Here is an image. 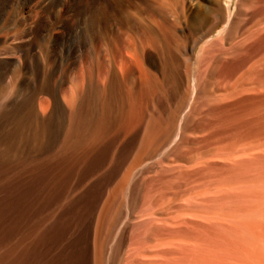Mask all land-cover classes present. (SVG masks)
<instances>
[{
	"label": "rangeland",
	"instance_id": "1",
	"mask_svg": "<svg viewBox=\"0 0 264 264\" xmlns=\"http://www.w3.org/2000/svg\"><path fill=\"white\" fill-rule=\"evenodd\" d=\"M172 1L174 0H0V139L4 141L3 138H7V136H9L12 132L14 134L15 132L16 134H19V120L23 121L27 115V112L34 110L40 119L39 123L41 124L43 121V124H41L43 126L39 124V126L36 127L34 123V125L32 124L31 119V121H29L31 122L32 126L29 122H27V119L25 120L26 122L23 121L25 123V125L24 123L23 125L26 126L24 129L26 130L23 129L22 134L25 133L24 136H28V141H25L21 148L22 151L24 150L25 154L27 153L26 155L24 154L22 158L25 160L27 159L28 161L33 160L37 162V160H40V162H48L44 167L21 166V168L17 166L18 161L13 162L11 166L7 164V167L0 166V264H144L141 261L149 259L152 260H150L149 263L146 261L147 263L145 262V264H152V262L153 264L156 262L157 264H161L165 260H163V257H159L160 254L158 252H160V250L157 249L159 250L157 252H155V250L152 251L151 249H156L157 247L150 248L148 242H146L149 240L156 241L155 239L157 238L153 234L155 231L153 229L151 230L150 228V224L152 223L151 220L154 221L156 218L155 216H157L156 214H158V217H160L159 215L161 214V216H164V213L165 216L163 218H170L172 214L178 210V207L180 209L183 206V203L189 202L188 200H190L191 203L189 204L194 206L193 201L198 199L199 201H195V204L198 206L200 211L206 210L207 208H210V206L214 207V204L217 205L218 202L222 205L223 203H226L225 206L229 207L231 204L234 206H236L238 203L241 204H238L240 206L239 208L238 206H233V208L228 207L229 211L230 209L233 211L237 209V213H233L235 216L233 217L234 220L232 223L234 224L228 223L229 225H232L229 227L227 226L228 229L231 228L232 231L234 230L236 233H231V230L227 229V235L231 236H228L227 238L225 234V245H216L218 246L216 249H220V247L224 249L228 248L229 246L230 249H224V252H228V255L230 253L234 254L235 252L242 254L240 258L242 257L241 260L243 261L240 262V264H264V188H262L264 186V183H262L264 182V157H262L264 156V148L261 149L259 147L264 144V136H259L256 138L257 140L260 138L258 141L254 139L255 142H253L254 145H252L253 147L257 146L258 148H256L258 150L256 149L255 151L257 153L254 151L252 154H256L259 156V158L255 157L258 160H253V162L248 163L251 166L246 165L249 169L246 166H237L238 168L236 166H225L226 164L221 161H213L212 165H208L211 166V169L207 166L208 170L210 169L209 173L207 172L205 166L204 167L206 171L201 165L195 166L196 169H194V167L191 168L183 162H185L186 159L191 160L190 157H195L190 155L192 151H195L192 149H199L201 146H204L202 140L204 139L205 135L211 134V136H213L212 133L219 129V133L221 132V135H214H217L216 137L220 141L224 139L223 137L230 136L231 138L232 134L233 136L234 134L238 135L239 132L237 131H240L239 127L237 128L235 123L232 122V125L229 123L227 118H224L223 112L219 110V108H217L218 110H216L214 113L213 109L214 107L216 108L215 104L211 105L213 103L208 101L207 104H210L204 106L206 105L204 103L206 100L202 102L201 100H204L203 98L201 100H197L196 98L192 102L195 104L198 101H201L200 103L198 102L199 106L197 104L193 105V103L191 104L192 106L190 105V112L188 111L189 113H186L182 125L184 128L185 126L189 128L187 129V136H191L186 137L188 138L187 142L189 141V144L187 142L184 144L186 138H179L177 143L170 148V153L168 151V154H164V157L162 156V158L156 157L157 154L162 150L163 146L168 144V142L172 139V134L175 132V123L171 121L173 120V115H175L177 119L180 112L185 109L189 102L191 88L194 85L192 81H190L191 76L196 75L198 78L197 80H199L198 83L201 87L198 88L199 90H201L204 85H207L205 83L210 81L208 79L212 78L214 79L212 82L215 81L214 85H217L218 87L224 85L223 82H225V80L223 77L220 78V69H218L219 72H214V76H211L210 78V75L212 74H210V68H208L210 73H208L207 70L208 61L211 62L212 67V65L214 66L215 64V60L217 61V59H215L216 57L218 60L219 58H228L230 52L235 51L233 48L238 46V44H242L241 41H243L248 34L264 26V12H261V9L264 7H260L259 9L256 8V3L257 7H259L264 5V0H247L246 3L245 0L235 1L233 5V12L235 11L234 17H237V19L233 17L231 27H228L226 31L229 33L235 29L234 31L237 32L235 34L234 31L231 32L235 36L232 40L230 39V41H227V39L233 35H231V33H229L231 36L228 35L226 31V33L224 32L223 34L224 37L220 36L221 38L225 39H222L221 41V39L219 40L217 38L218 33L223 30L224 21L222 19L223 15H221L223 14V11H220L221 9L217 7L216 0H177L178 2L175 0L173 3ZM220 1L222 2V6H225L228 0ZM240 1L241 3H239ZM236 4L238 8H236ZM252 5L254 6L251 7ZM241 6L243 7L244 11L241 14H243L245 17L240 15L242 8ZM248 7H250L249 10L256 8L257 11L253 10L252 12L249 11V13L248 11H245L248 10ZM153 12H157L158 15L155 14L154 16ZM214 13L217 14L215 15ZM238 14L249 22L246 21L248 22L246 23L243 20L244 22L242 23V19ZM256 14L258 16H256ZM217 15L219 16L218 19L216 18ZM255 16L256 19L253 20ZM220 19L221 21L219 22ZM239 20L242 24L239 23ZM147 21L151 23H154V21L158 22L159 24L161 23L160 25L162 27L164 26L162 25L163 22L164 24H167L166 27H168V31L171 30L170 33L173 36V53H170V58L168 55L166 58V56L162 53L158 55L153 54L152 61L149 64L150 66L148 69L154 78L155 84L151 88V94L148 100L143 101L144 103L148 102L145 121L140 124L141 122L139 120L141 119L139 116L137 119L136 114V117H133L135 123L133 120V124L131 126L132 129H127L125 126H123V124L126 125V112L129 107H127L128 103L126 100L131 97L139 105L143 99V94L141 91L139 71L135 66L131 67V70L134 71V76L132 77L133 82L127 87L124 86V29H126L128 32L136 33L135 38L137 41L135 42H139L138 36L141 33L139 30V24H141V22ZM237 22L242 25V28L237 29L239 27ZM168 24L170 26H168ZM236 24L238 25L237 27ZM166 27L162 28L164 32H167ZM230 28H232V30ZM225 34L227 36H225ZM257 41L259 40L257 39ZM208 42L209 44H206ZM210 43L211 46H209ZM204 44H206V47ZM222 44H224V48ZM181 45L183 46V50ZM135 46L136 48H134V50L130 48V51L132 54L135 53L134 55L137 57V46H139V43H135ZM203 46L206 49L209 47V49L208 51H205L204 49L202 53H206L202 55V59L200 58V60L197 61V56ZM245 46L243 50L247 53L248 47ZM223 49H225L227 52L225 50L223 51ZM251 51L249 54L252 53ZM212 54L214 58L210 57ZM101 57L107 60L105 64L108 67V73L105 77L107 80L106 82H103L104 84L98 81L97 69L100 64L99 62L104 61ZM242 57L247 56L245 54ZM242 57L240 59H242ZM205 58L208 59L206 60ZM197 62L198 68L195 67ZM204 63H207L206 67L204 66ZM91 66L94 69L93 78L95 76L93 87H91V82L88 75L89 71H87V68ZM205 68L207 71H204ZM80 73L82 74L80 75ZM82 76L84 77V83L83 88L81 89L80 84ZM261 77L262 79H260ZM253 81L259 86L264 84V74H259L258 77L255 76ZM97 83L100 87L106 85L105 91L103 90L104 87L100 89L101 91H104L102 92L103 94L100 90L98 91L99 88L96 86ZM219 83L222 85H219ZM251 85L257 86L253 83ZM95 91L98 92L96 93ZM262 91H264V88ZM91 94H93V96ZM251 95L255 98L259 97L258 93H251ZM251 95H249V93H245V95L239 96L240 98L236 97L237 99L235 98L233 100L234 103L233 101L231 102L235 107L233 110V106H231L230 110H233L231 113L234 115L237 113L239 117L242 116L241 118L248 119V116H251L252 110L255 108H258L259 111L262 110V112H264V101L262 100L261 103V100L256 102L250 101L249 98L252 97ZM200 96L201 95H198V99H200ZM97 97H100L101 100L100 98L97 100ZM239 100L243 102L240 103L241 106L240 104H236V102H240ZM40 101H46L49 104V110L47 109L46 113H42L39 109L38 103ZM100 101L103 107L105 106L104 103L107 104L105 107L108 108V110L106 109V111L110 114L109 115L107 113L109 117L104 124L106 127L103 126V131H101L100 128L97 129L98 124L93 122V120H97L99 118L97 116H100L104 109L100 105ZM68 102H71L70 106ZM82 104L85 106V108ZM89 104L91 105V108H93V111H91ZM72 105L74 108L75 106H77L76 108L79 107V115L78 118H76L77 121L75 120V124L72 125V127L78 131L76 130L75 132V129H72L73 133L70 135H73L72 138L69 136L66 140H63L65 131L69 125L68 115L70 114V109H73ZM80 105L82 108H80ZM196 105L197 108H195ZM95 106H97L98 109ZM200 106L201 108H198ZM207 107L210 109H206ZM259 107L262 109L260 110ZM193 109L196 110V113L195 111L192 112ZM208 110L212 111L216 115L218 111H221L220 113L222 115L219 116V113L217 116H219L218 119L223 116L222 119L220 118L222 121L219 119V123L216 122L215 120L217 119L215 118L217 116H214V114ZM256 111L257 110H254V115L252 114L253 116L257 115L253 119L255 123L253 124L254 128H252L254 130L257 127V130H254L257 132L258 128L263 126V121H259L261 118H263L262 116L264 114L260 113L261 117L259 116V119V112L256 114ZM210 113L213 118L210 117ZM87 114L89 116H87ZM95 114L96 116H94ZM191 114H193V117ZM90 115L94 116V118H97L94 119L93 117H90ZM20 116H23V119H21ZM80 116L85 118H79ZM207 118H209V121L211 122L207 121V123ZM81 120H83V122ZM90 120L93 123L89 122ZM122 120H125L124 123H121L123 122ZM84 121L86 123H84ZM204 121L206 124L210 123V125H207L209 128H211V131L213 130L212 132L210 131V134L208 132L207 134L206 132H204L205 134H200L197 132L196 128L199 126H206ZM215 122L224 130L221 127L216 128L215 130L212 129V127H219L218 125H212L216 124ZM220 123H222V125ZM79 124L81 127L78 126ZM93 124L95 127L91 126ZM138 124L139 127L137 126ZM242 124L243 123H241V125ZM27 126H31L33 129L34 127L39 128L38 130L34 129V131H37L39 134L45 133V137L40 135L41 137H39L38 141L33 140V138H31L34 136L32 133L33 129L30 127L32 130L31 131ZM228 126L230 127L228 128ZM42 127L45 130H43ZM104 127L107 129L109 127V130L105 129ZM82 129L83 131L81 133ZM93 130L96 131V133ZM99 130L102 134L98 132ZM172 130L174 132H172ZM85 131H88L87 135ZM104 133L106 134L107 139L104 138ZM152 135H154V137H152ZM236 135L230 140L225 138L223 142L228 143L232 142V140H237L239 142L241 140L242 142V137L235 139L237 138ZM88 137L89 139H87ZM101 137H103V139ZM144 137L149 140L151 139L149 146L150 152L148 155H146V157L144 156L145 152L142 151V143H144L142 140ZM40 138L42 139L41 141H39ZM75 139L79 140L78 146V143ZM157 139L159 141H157ZM65 141L69 146L72 144L71 147L67 146L66 143H63ZM82 142L84 143L83 146L80 144ZM7 143L8 141L6 140L4 145ZM60 143H63V145L60 147L61 149H59V145H61ZM91 143H93L94 146L91 145ZM35 144H42V146H35ZM237 144L239 143L237 142L236 145H230H232V148L236 146L237 150L240 148V144ZM182 145L185 146L184 149L188 145V148H186L187 151L182 149ZM2 148L5 149V146L2 145L1 149ZM65 148H68L69 151H67L68 149L64 150ZM1 149L0 151H3V149ZM155 149H160L158 150L157 154ZM178 150H181L184 154L187 152L186 154H189L190 156L186 154L185 156H182V154L179 153L181 155L180 156L178 154ZM65 151H67V153H65ZM62 152H64V154ZM41 156L45 159L41 158ZM49 158L52 162L49 161ZM163 163L166 165H162ZM181 165L186 166L184 169H186L187 173L191 172L189 174V180L185 170L183 171L187 176H184L183 174L180 175V172L184 173L180 167ZM213 165H216V170L214 169ZM221 166L223 167L221 168ZM143 167L145 169H143ZM187 168H190V170H187ZM220 168L223 170L231 168L232 170H230V172H232L226 174L228 171L224 173ZM212 170L216 172L218 170V176L216 172L213 174ZM253 170L255 171L253 172ZM236 171L240 174L243 173V175L240 176L239 174L235 177L234 174H236ZM200 172L202 176L204 173L206 175L207 172V176L209 177L207 178V176L205 177L204 175V177L207 179H200L201 181L198 179V181L193 182L194 180H197L196 178L200 177ZM210 172L212 173L211 175ZM219 173L220 175L224 173V175L222 174L220 177ZM231 174L234 175V177L228 176ZM251 174L253 175L251 176ZM178 176H181V179L184 180L182 181ZM182 176H184V178H182ZM214 176L216 177L213 178ZM237 176L238 178H242L239 180L237 179L239 182L235 181ZM126 177L129 178L126 179ZM229 177L232 180H235L229 181ZM209 178L211 180H209ZM221 178L228 180L230 185L226 181H224L226 182L224 183ZM167 180H170V183L171 180H174L172 183L173 189L170 188V184L167 185ZM190 181H192V183H190ZM203 181L205 182V185L202 183L204 187L202 185H196V183L199 184ZM214 182L217 183L212 185ZM220 182H223L222 186H220ZM230 182L233 184V186H231L232 184ZM235 182H237L238 185L235 184ZM206 183H210L211 187ZM206 186H208V188ZM238 186H240V188ZM218 188H221L219 189L220 192H224L221 194L223 197L226 196L225 198L221 196L220 192H210L213 189H215L214 191L216 192ZM207 189H210L208 194L213 196L214 199H210L209 195L204 194ZM229 189H231V193H233L234 190L235 192H241V189L242 191L244 189L249 193V195H246L248 193L243 191L247 197L244 194L242 195H244L246 199L243 198L244 196L242 195L241 197L239 195L240 193L235 194L237 198L234 197L235 195L233 196V194L230 192L228 196L226 191H229ZM181 190H183L182 194H180ZM177 191L180 193L177 194ZM201 191L202 194H200ZM192 193L196 194L192 195ZM171 194L174 197L171 196ZM185 194H188L190 197ZM215 194L217 197H215ZM231 195L234 198H232ZM199 196H201V198H199ZM202 196L205 197L204 200H202ZM206 196H208V199ZM228 197L231 198L228 199ZM185 198L186 200H184ZM240 198L243 202H241V200L239 201ZM217 199L226 201L222 203V201H218ZM230 199L232 201L234 199L235 202L237 200L236 204ZM157 200L158 202L155 203ZM201 200L204 205L206 203L209 206L205 207L206 205L203 206V204H197L202 203ZM153 203H155V205ZM151 204L154 205L153 208ZM190 205H187L186 208L191 207L190 209L192 211L195 206L192 207ZM252 205H255L256 207ZM160 206L164 207L159 209ZM197 206L193 209L194 211L198 210ZM182 208H185V206ZM228 208L224 207L223 209L228 211ZM168 212H170L171 215ZM261 214L263 216H260ZM150 216L154 218H151ZM189 220L192 221L191 223L198 221L190 218ZM145 223H148V232L146 230L147 226H144ZM196 223L198 224L196 225ZM196 223L194 226H199L198 230H202L203 226L201 228V224H204L201 222L199 223V221ZM236 224H238L237 226L239 227L244 224L242 227H245L244 229H238L239 227H237ZM167 226H164V228L160 223L156 225V229L157 227H160L161 230L159 229V232L164 234H168V232H170L168 230H174V228L171 229L170 225V227L168 226L170 229H166ZM178 227L179 226H176L175 231L181 230V233H190L191 227H179L181 229ZM162 228L164 230L166 229V233L164 230L162 231ZM146 232L149 234L148 236ZM157 232L158 231H156L155 234L157 236L160 235L159 237L164 235L158 234ZM222 233L224 234V230ZM248 234L252 236L248 237L250 236ZM152 236H155L156 238H153ZM143 238L145 240L144 243L148 244H146L148 248L146 246L142 247V240L140 239ZM240 238L242 240H240ZM249 238H253L254 242H252V239L251 242L247 240ZM137 241H140L138 242L139 244ZM232 241L233 243H231ZM231 244L232 246H230ZM246 244L250 245L247 246ZM130 249H132V251ZM142 249L144 252H142ZM163 249L164 247H161V250ZM149 250L152 252L150 253ZM156 253L159 255H156ZM248 254L249 262H246V256ZM156 256L158 257V260L161 258L163 261L159 260V262H154L157 260Z\"/></svg>",
	"mask_w": 264,
	"mask_h": 264
},
{
	"label": "bare ground",
	"instance_id": "2",
	"mask_svg": "<svg viewBox=\"0 0 264 264\" xmlns=\"http://www.w3.org/2000/svg\"><path fill=\"white\" fill-rule=\"evenodd\" d=\"M175 1V0H174ZM174 1H172V3L174 2ZM177 1V0H176ZM215 1V0H214ZM217 1V7L218 8H220L221 10L220 11H223V14H221V15H223V30H221L219 33H218V39L220 40L221 39V41H222V39H225V38H221V37H224V32L227 30V28L228 27H231V22H232V20H233V17H234V12H233V5H234V3H235V1L236 0H228L227 2H226V5L225 6H222V2L220 1V0H216ZM246 1L247 0H245V3H246ZM262 1V0H261ZM178 2V1H177ZM242 2H244V1H242ZM239 3H241V1L239 2ZM254 3V2H253ZM256 3V2H255ZM260 3V2H259ZM155 4V3H154ZM175 5V4H174ZM192 5V4H191ZM178 6V5H177ZM244 6V5H243ZM254 5H252L251 7H253ZM259 6V5H258ZM242 7V6H241ZM260 7H264V5H261V6H259V7H257V3H256V8L257 9H259ZM153 8V7H152ZM151 8V9H152ZM236 8H238V6H237V4H236ZM256 8L255 9H253V8H251V9H253L254 11H257L256 10ZM162 9V8H161ZM239 9H240V7H239ZM246 9V8H245ZM248 10H245V11H253V10H249L250 9V7H248L247 8ZM264 9V8H263ZM263 9H261L262 11L261 12H264V10ZM218 12V11H217ZM238 12H239V10H238ZM242 12H244L243 11V7L241 8V11H240V15H243V14H241ZM247 12V13H248ZM260 12V13H261ZM152 13V12H151ZM163 13V12H162ZM250 13V12H249ZM255 13V12H254ZM258 13V12H257ZM259 13V14H260ZM153 14H154V16H155V14H157V12H153ZM207 14V13H206ZM215 14V13H214ZM217 14V13H216ZM215 14V15H216ZM219 14V15H220ZM245 14H246V12H245ZM262 14V13H261ZM158 15V14H157ZM211 15H213V14H211ZM215 15H214V17H215ZM239 15V14H238ZM238 15H235V16H238ZM239 15V17L242 19V23L245 21H248V20H246V19H243L242 17H245L244 15L241 17ZM247 16V15H246ZM256 16H258L257 14H256ZM256 16H255V18L253 19V20H255L256 19ZM214 17H212V18H214ZM218 15H217V19H218ZM221 17V16H220ZM238 17V18H239ZM252 17H254V16H252ZM260 17V16H259ZM152 18H154V17H152ZM163 18V17H162ZM234 18H236L237 19V17H234ZM126 19V18H125ZM208 19V18H207ZM240 19V20H241ZM252 19V18H251ZM239 20V21H240ZM244 20V21H243ZM126 21V20H125ZM162 21H163V19H162ZM221 21V19L219 20V22ZM130 22H131V18H130ZM167 22V21H166ZM234 22H235V20H234ZM233 22V23H234ZM249 22V21H248ZM248 22H246V23H248ZM126 23V22H125ZM240 24H242L241 23V21L239 22ZM238 22H237V24L239 25V27L237 28V29H240V28H242V25H240ZM245 23V24H246ZM127 24V23H126ZM161 24V23H160ZM158 22H155L154 21V23H151V22H141V24H139V30H140V35L138 36L139 37V42H135V41H137L136 40V38H135V34L136 33H134V32H128L126 29H124V86L125 87H127L130 83H132L133 82V79H132V77L134 76V71L133 70H131V67L132 66H135L137 69H138V71H139V75H140V82H141V91H142V94H143V99L141 100V102H140V104L138 105L136 102H135V100H133L131 97L129 98V99H127L126 101H127V103H128V105H127V107H128V110H127V112H126V121L125 120H122L123 122H121V123H124V121H125V123H126V125H124L123 124V126H125L127 129H132V122H133V117L135 116L136 117V114H137V119H138V116H139V118L141 119V120H137L140 124H142V122H144L145 121V117H146V110H147V107H148V102L146 103L147 104V106H146V104L143 102V101H146V100H148V98H149V96H150V94H151V88L154 86V78H153V76L151 75V73H150V71H149V69H148V67L150 66L149 64L151 63V61H152V56H153V54H160V53H162V54H164L165 56H166V58H167V55H168V57H169V55H170V53L172 52V42H173V36H172V34L170 33V31L171 30H169L168 31V27H166V25L167 24H164V22L162 23V25H164L163 27L165 28H167V32H164V30L162 29L163 27L160 25ZM236 24V27L238 26ZM252 24V23H251ZM249 25V24H248ZM136 26V25H135ZM168 26H170L169 24H168ZM233 26H234V24H233ZM232 26V27H233ZM241 26V27H240ZM235 27V26H234ZM244 27V26H243ZM170 29V28H169ZM231 30H232V28H230ZM236 29V30H237ZM129 30V29H128ZM235 29H233L232 31H230L229 33H231V32H233ZM129 31H131V30H129ZM241 31V30H240ZM240 31H239V33H240ZM227 32V31H226ZM225 32V33H226ZM237 31H234V34L236 33ZM228 33V32H227ZM228 33V35H230ZM138 34H139V32H138ZM238 34V33H237ZM231 35H233V33H231ZM230 35V36H231ZM221 36V37H220ZM225 36H227L226 34H225ZM234 36L235 35H233L232 37H230L229 39H227V41L229 40L230 41V39L232 40L233 38H234ZM220 37V38H219ZM229 37V36H228ZM177 38V37H176ZM216 38V39H217ZM217 39V40H218ZM257 39L259 40V41H257ZM176 40V39H175ZM241 40V39H240ZM243 40V39H242ZM227 41H225V42H227ZM178 42V41H177ZM238 42V41H237ZM242 42V44H238V46H236V47H234L233 48V50H235L234 52H230V54H229V57L228 58H226V57H224V58H219V60H218V58L216 57L215 59H217V61L215 60V64H214V66L212 65V67H211V62H209L208 61V65H207V70H208V73H210L209 72V69L208 68H210V71H211V73L210 74H212V75H210V78H211V76H214L213 75V73L214 72H216V71H218V69H220L221 71L219 72L220 73V78L221 77H223L224 78V80H225V82H223L224 83V85H222V84H220L219 83V85H222L221 87H218L217 85H214V82H212L214 79L212 78V79H208V80H210L209 82L207 81V83H205V84H207L206 86L204 85V87L201 89V90H199L198 88L200 87V84L198 83V81L199 80H197L198 78L196 77V75L195 76H191V80L190 81H192V83L194 84L193 86H192V88H191V96H190V99H189V102H188V104H187V106L185 107V109L182 111V112H180V114L178 115V118L176 119V116L175 115H173L174 117H173V120H171V121H173L175 124V132L172 130V132H174L172 135V139L168 142V144H166L165 146H163V148H162V150L158 153V150H160V149H158V150H156L155 152H156V154H157V156L156 157H160V158H162V156L164 157V154H168L167 152L170 150V148L172 147V146H174V144H176L177 143V140L180 138H182V139H185L186 137H188V136H191V135H188L187 136V129H189L188 127H186L185 126V128H184V126H182L183 125V120H184V118H185V115H186V113L190 110L189 109V107H190V105L193 103L192 101L194 100V99H196L197 98V100H201L202 98L204 99V100H201L202 102H204L205 100H206V102H204L206 105H204V106H207V105H209L211 102L213 103V104H211V105H216V108L214 107V113H215V111L216 110H218L217 108H219V110H221L222 112H223V115H224V118H227L228 120H229V123H231L232 124V122L233 123H235L236 124V126H237V128L239 127V129H240V131H237V132H239V134L238 135H236V134H234V136H233V134L231 135V138H230V136L229 137H223L224 139L226 138L227 140H230V139H232V137H235V135H236V137L237 138H235V139H238V138H241L242 137V142H241V140H240V142L239 141H237V140H232V142H228V143H226V142H223L224 141V139H222V138H220V139H222V140H218L217 139V135H219L220 133H219V129H217L216 131H214V133H212V135L213 136H211V134H210V131H211V128H209V126H207V125H210V123L209 124H206V122L208 121V122H211V121H209L211 118H213L212 116H211V113H210V119L209 118H207L208 120H206V122H205V124H206V126H204V127H202V126H199L198 128H196L197 129V132L198 133H204V132H206V134H207V132L210 134V135H205L204 136V139L202 140V143H203V147L201 146L199 149L197 148V149H192V150H195V151H192L191 152V154L190 155H193V156H195V157H190L191 158V160L189 159V160H187L186 158V160H185V162H183L184 164L186 163V165H188V166H190L191 168L192 167H194V169H196V167L195 166H203V168H204V170L206 171V169H207V172L209 173V170L211 169V166H208V165H212L213 163V161H221V162H223L224 164H226L225 166H246V165H250V164H248V163H251V162H253V160H258V159H256V158H259V156H257L256 154H252L258 147L257 146H255V147H253V142H255L254 141V139L255 140H257L256 138H258L259 136H264V115L262 116L263 118H259V116L261 117V114L260 113H263L264 114V112H262V108H260V107H262V106H260L259 107V109L261 110V111H259L258 110V108L256 109H253L252 110V114H253V111L254 110H257L256 111V114H258L257 112H259V114H258V118L260 119V121L259 122H261V120L263 121L262 123H263V126H260L259 128H258V131L256 132V131H254V130H257L256 128L253 130V124L255 123V121H253V119L257 116H253L252 114H251V116H248V119H244V118H241V117H239L238 116V114L236 113V115H234L233 113H231L234 109H235V107L233 106V104L231 103L236 97H239V96H241V95H245V93L247 94V93H249V95H251V93H253V94H259V97H253L252 95V97H250L249 98V100L250 101H260V103L262 102V100L264 101V91H262V89L264 88V84H261L260 86L259 85H257V83H254V77L255 76H259V74H264V26L262 27V28H258V30L256 29V31H252L250 34H248L247 36H246V38L243 40V41H241ZM135 43H139V46H137V51H138V55H137V57L134 55V54H132V52L130 51V48H132L133 50H134V48H136V46H135ZM227 43H230V42H227ZM233 43V42H232ZM239 43V42H238ZM250 45H249V44ZM206 44H209V42L208 43H206ZM206 44H204V46L206 47ZM178 45V44H177ZM223 45V48H224V44H222ZM237 45V44H236ZM245 45H249V46H245ZM179 46H180V44H179ZM182 46V45H181ZM204 46L201 48V50H200V52H199V54H198V56H197V61H199L200 60V58L202 59L203 57H202V55H204L206 52V50L208 51V49H209V47L206 49V48H204ZM208 46V45H207ZM209 46H211V43H210V45ZM234 46V45H233ZM244 46L245 47H248L247 48V53L246 52H244ZM205 49V53L203 54L202 52H203V50ZM232 49V48H231ZM178 50H179V48H178ZM182 50H183V46H182ZM220 50L222 51V49L220 48ZM225 49H223V51H224ZM252 50V51H251ZM226 51V50H225ZM252 52V53H250L249 54V52ZM218 52V51H217ZM227 52V51H226ZM246 54V56L247 57H242L243 55H245L244 53ZM173 53V52H172ZM229 53V52H228ZM208 54H209V52H208ZM171 55H173V54H171ZM210 55H211V53H210ZM228 55V54H227ZM208 56V55H207ZM206 56V57H207ZM173 57V56H172ZM171 57V58H172ZM210 57H213V54H212V56H210ZM242 57V59H240ZM102 58V57H101ZM170 58V57H169ZM214 58V57H213ZM213 58H212V60H213ZM104 61L103 62H99L100 64H99V66H98V69H97V72H98V81H100L101 83H103L104 81L106 82V80H107V78L105 79V77H106V75H107V69H108V67H107V65L105 64L106 62H107V60H105L104 58H102ZM206 59V58H205ZM208 59V58H207ZM206 59V60H207ZM167 60V59H166ZM206 60H205V62H206ZM168 61V60H167ZM93 63V62H92ZM175 63V62H174ZM203 63V62H202ZM207 64V63H206ZM206 64L204 63V66L206 67ZM180 65V64H179ZM197 65H198V62L196 63V65H195V67L196 68H198L197 67ZM94 67V66H93ZM215 67V68H214ZM122 68V67H121ZM88 70L87 71H89V73H88V75H89V78H90V82H91V87H93V85H94V82H95V80H94V78H95V76H94V78H93V75H94V69L92 68V66L91 67H89V68H87ZM203 69V68H202ZM80 70V69H79ZM194 70V69H193ZM206 70V68L204 69V71H207ZM196 71V70H195ZM199 71V70H198ZM203 71V72H204ZM80 72V71H79ZM118 72H120V71H118ZM202 72V71H201ZM82 73H80V75H81ZM168 74V73H167ZM208 75V74H207ZM78 77V76H77ZM80 77V76H79ZM207 77V76H206ZM219 78V77H218ZM250 80H249V79ZM109 79V78H108ZM110 79H112V78H110ZM260 79H262V77L260 78ZM205 80V79H204ZM248 80V81H247ZM79 81V80H78ZM110 81V80H109ZM206 81V80H205ZM204 81V82H205ZM253 81V82H252ZM220 82V81H219ZM83 83H84V77L82 76V78H81V84H80V87H81V89L83 88ZM256 84L257 86H253V85H251V84ZM104 84V83H103ZM108 84V83H107ZM123 84V83H122ZM198 84H199V86H198ZM259 84V83H258ZM96 85V84H95ZM96 86H98V91L101 89V88H103V90L105 91V88H106V85H104L103 87H100L99 85H98V83H97V85ZM108 86V85H107ZM176 86V85H175ZM76 87V86H75ZM122 87V86H121ZM124 87V88H125ZM96 88V87H95ZM94 88V89H95ZM177 88V87H176ZM201 88V87H200ZM51 89V88H50ZM91 89V88H90ZM218 90V91H217ZM66 91V90H65ZM83 91V90H82ZM94 91V90H93ZM97 91V92H98ZM101 91V90H100ZM104 91H101V93L102 92H104ZM91 92V91H90ZM96 92V91H95ZM96 92V93H97ZM79 93H80V91H79ZM100 94V93H99ZM103 94V93H102ZM51 95V94H50ZM92 96H93V94H91ZM196 95H197V97H196ZM198 95H201L199 98L200 99H198ZM43 96V95H42ZM105 96H106V94H105ZM256 96V95H255ZM45 97V96H44ZM82 97V96H81ZM95 97V96H94ZM101 97V96H100ZM99 97V98H100ZM249 97V96H248ZM98 97H97V100L99 99ZM102 98V97H101ZM101 98H100V100H101ZM240 98V97H239ZM92 99L94 100V98L92 97ZM104 99H106V98H104ZM237 99V98H236ZM41 100H43V99H41ZM83 100H84V98H83ZM82 100V101H83ZM243 100V99H242ZM73 101V100H72ZM96 101V100H95ZM94 101V102H95ZM201 101H198L199 103L201 102ZM208 101H210V103H208L207 104V102ZM240 102H236V104H240V103H243V102H241V100H239ZM197 102V101H196ZM198 102L197 103H195V104H197L198 105ZM22 103V102H21ZM26 103V102H25ZM69 103V102H68ZM71 103V102H70ZM70 103H69V106H70ZM75 103H76V101H75ZM74 103V104H75ZM96 103V102H95ZM94 103V104H95ZM98 103V102H97ZM203 103V104H204ZM233 103H234V101H233ZM264 103V102H263ZM39 109L41 110V112L42 113H46L47 112V109L49 110V104L46 102V101H40L39 103ZM72 104H73V102H72ZM77 104V103H76ZM91 104H93V103H91ZM102 103H101V101H100V105H101ZM194 103H193V105H195ZM35 105V104H34ZM83 105V104H82ZM90 105V104H89ZM97 105V104H96ZM104 105L106 106L107 104H105L104 103ZM137 105V106H136ZM197 105H196V107L195 108H197ZM201 105V104H200ZM84 106V105H83ZM98 106V105H97ZM97 106H95V107H97ZM102 106V105H101ZM103 107L104 109H103V111H102V113L100 114V116H97V117H99L97 120H93V122L96 124H98V127H97V129L98 128H100V130L101 131H103L102 129H103V126H105L104 124L106 123V120H107V118L109 117L108 115H107V111H106V109L108 110V108H106V107ZM192 106V105H191ZM199 106V105H198ZM231 106H233V110L231 111L230 110V108H231ZM236 106V105H235ZM240 106H241V104H240ZM244 106V105H243ZM77 106H75V108L73 107V105H72V108L73 109H70L71 111H69L70 112V114L68 115L69 116V125H68V128L66 129V128H64V129H66V131H65V135H64V139L63 140H66L73 132H72V129L74 130L75 128H73L72 127V125L73 124H75L74 123V121L76 120L77 121V119L76 118H78V115H79V107L78 108H76ZM94 107V108H95ZM99 107V106H98ZM98 107H97V109H98ZM108 107V106H107ZM211 107V106H210ZM239 107V106H238ZM237 107V108H238ZM264 107V106H263ZM80 108H82V106L80 105ZM84 108H85V106H84ZM90 108H91V105H90ZM193 108V107H192ZM198 108H201V106L200 107H198ZM209 107H207L206 109H208ZM30 109V108H29ZM102 109V108H101ZM101 109H99V110H101ZM210 109V108H209ZM85 110V109H84ZM198 110V109H197ZM27 111V110H26ZM88 111H89V109H88ZM91 111H93V108H91ZM95 111H96V109H95ZM193 111H195V113H196V110H192V112ZM209 112H212V111H210V110H208ZM220 111V112H221ZM40 112V111H39ZM40 112V113H41ZM190 112V111H189ZM188 112V113H189ZM219 111L217 112V115H219V113H220ZM96 113V112H95ZM97 113H98V111H97ZM194 113V114H195ZM213 112H212V114H214ZM255 113V112H254ZM84 114V113H83ZM99 114V113H98ZM109 114V113H108ZM81 115H82V113H81ZM84 115H86V114H84ZM110 115V114H109ZM155 115V114H154ZM188 115V114H187ZM192 115V117H193V114H191ZM196 115V114H195ZM216 114H214V116H217ZM222 114L220 113V115L219 116H221ZM249 115V114H248ZM55 116V115H54ZM87 116H89L88 114H87ZM86 116V117H87ZM94 116H96V114L94 115ZM94 116H91L90 115V117H93L94 118ZM219 116H217L215 119H217V120H215V119H213V120H215L216 122H218V120L221 118L222 119V117H220L219 119H218V117ZM21 117V116H20ZM23 117V116H22ZM21 117V119H23ZM25 117V116H24ZM82 116H80L79 118H81ZM96 117V118H97ZM187 117V116H186ZM195 117V116H194ZM51 118V117H50ZM83 119L85 118V117H82ZM89 118V117H88ZM87 118V119H88ZM96 118H94V119H96ZM135 118V119H136ZM148 118V117H147ZM28 120L27 122H29L30 123V125H31V120H32V124L34 123L35 125H36V127H38L39 126V117H38V115L35 113V111L34 110H30L29 112H27V115H26V117L23 119V121H25V120ZM31 119V120H30ZM87 119H85V120H87ZM123 119H124V117H123ZM220 119V120H221ZM30 120V121H29ZM89 120V119H88ZM186 120V119H185ZM198 120V119H197ZM219 120V121H220ZM224 120V119H223ZM22 120L20 121L19 120V128H20V133L18 134H16V132H15V134L13 133H11L9 136H7V138H6V140L8 141V143L7 144H5L4 145V143L6 142V140H5V138H3L4 139V141H2L1 139H0V149H1V147H2V145L3 146H5V149H3V151H0V166H6L7 167V165H9V166H11V164L13 163V162H16V161H18L17 163H15V164H17V166H19V167H24V166H26V167H32V166H34V167H44V166H46V163H48V162H46V161H44V162H40V160L38 161L37 160V162L36 161H28L27 159V161L24 159V158H22V156L25 154V152H24V150L22 151L21 150V148H22V146H23V144H24V142L26 141H28V136L27 135H25V136H27V137H25L24 136V134H22V130L24 129V128H26V126H24L25 125V123L23 122ZM42 121V120H41ZM75 121V122H76ZM78 121H79V119H78ZM82 122H83V120H81ZM162 121V120H161ZM191 121H193V120H191ZM222 121V120H221ZM226 121V120H225ZM231 121V122H230ZM26 122V121H25ZM89 122H91V120L89 121ZM93 122H91V123H93ZM108 122V121H107ZM156 122V121H155ZM207 122V123H208ZM215 122V123H216ZM257 122V121H256ZM23 123H24V125H23ZM84 123H86L85 121H84ZM88 123V122H87ZM109 123V122H108ZM120 123V122H119ZM134 123H135V120H134ZM219 123V122H218ZM223 123V122H222ZM222 123H220L221 125H222ZM227 123V122H226ZM241 123H243L242 125H241ZM258 123V122H257ZM27 124V123H26ZM33 124V125H34ZM41 124H43V121L41 122ZM40 124V125H41ZM77 124V123H76ZM151 124V123H150ZM167 124V123H166ZM259 124V123H258ZM28 125V124H27ZM49 125V124H48ZM107 125V124H106ZM119 125V124H118ZM122 125V124H121ZM169 125V124H168ZM213 126H216V125H218L217 123L216 124H212ZM233 125V124H232ZM32 126V125H31ZM30 126V127H31ZM41 126H43V125H41ZM40 126V127H41ZM47 126V125H46ZM78 126H80V124L78 125ZM89 126H90V124H89ZM91 126H94V124L93 125H91ZM97 126V125H96ZM110 126V125H109ZM134 127H136L135 125H133ZM138 127H139V124L137 125ZM163 126V125H162ZM191 126V125H190ZM219 126V125H218ZM235 126V127H236ZM28 127V126H27ZM30 127H28V128H30ZM36 127H34V129H36V130H38L39 128H36ZM45 127V126H44ZM75 127H77V126H75ZM81 127V126H80ZM80 127H78V128H80ZM83 127V126H82ZM95 127V126H94ZM106 127V126H105ZM104 127V128H105ZM122 127V126H121ZM133 127V128H134ZM221 126H219V127H212V129H216V128H220ZM230 126H228V128H229ZM253 127V128H252ZM28 128H27V130H28ZM32 128V127H31ZM31 128H30V130H31ZM62 128V127H61ZM85 128V127H84ZM88 128H91V127H88ZM167 128H170V127H167ZM184 128V129H183ZM222 128V127H221ZM33 129V128H32ZM34 129H33V134H34V136L33 137H31V138H33V140H35V141H38V139H39V137H41V136H43V137H45V133H41V134H39L37 131H34ZM41 129V128H40ZM42 129H43V127H42ZM41 129V130H42ZM49 129V128H48ZM105 129H107V128H105ZM121 129H123V128H121ZM153 129V128H152ZM151 129V130H152ZM170 129H172V128H170ZM223 129V128H222ZM227 129V128H226ZM232 129V128H231ZM24 130H26V129H24ZM41 130H40V132H41ZM43 130H45V129H43ZM76 130L77 129H75V132H76ZM86 130V129H85ZM89 130V129H88ZM91 130V129H90ZM100 130L98 131V132H100ZM107 130H109V127H108V129ZM118 130V129H117ZM224 130V129H223ZM235 130H237V129H235ZM32 131V130H31ZM78 131V130H77ZM82 131H83V129L81 130V133H82ZM94 131V130H93ZM106 131V130H105ZM213 131V130H212ZM211 131V132H212ZM220 131H221V129H220ZM17 132H19V131H17ZM46 132V131H45ZM88 132V131H87ZM87 132L85 131V133H86V135H87ZM91 132V131H90ZM95 133H96V131H94ZM108 132V131H107ZM121 132V131H120ZM127 132V131H126ZM129 132V131H128ZM152 132V131H151ZM166 132V131H165ZM167 132H168V129H167ZM226 132V131H225ZM48 133V132H47ZM101 133V132H100ZM146 133V132H145ZM241 133H244V134H241ZM246 133V134H245ZM78 134V133H77ZM91 134V133H90ZM102 134V133H101ZM108 134V133H107ZM153 134V133H152ZM205 134V133H204ZM214 134H217V135H214ZM41 135V136H40ZM85 135V136H86ZM100 135V134H99ZM98 135V136H99ZM104 135H105V137L104 138H106V134L104 133ZM158 135V134H157ZM166 135V134H165ZM194 135V134H193ZM221 135V134H220ZM73 136V135H72ZM72 136H70L71 138H72ZM75 136V135H74ZM83 136V135H82ZM97 136V135H96ZM102 136V135H101ZM195 136V135H194ZM193 136V137H194ZM30 137V136H29ZM77 137V136H76ZM103 137H101L102 139H103ZM146 137V136H145ZM143 138V140L142 141H144V143H142V151L143 152H145V157H146V155H148V153L150 152V140L149 139H147V138ZM151 137V136H150ZM152 137H154V135H152ZM151 137V138H152ZM158 137V136H157ZM216 137V138H215ZM78 138H79V135H78ZM82 138V137H81ZM84 138V137H83ZM93 138H94V133H93ZM93 138H91V139H93ZM96 138V137H95ZM100 138V137H99ZM196 138V137H195ZM215 138V139H214ZM70 139V138H69ZM68 139V140H69ZM74 139V138H73ZM73 139H72V141H73ZM87 139H89V137L87 138ZM90 139V140H91ZM107 139V138H106ZM154 139V138H153ZM190 139H192V138H190ZM260 139V138H259ZM258 139V140H259ZM32 140V139H31ZM42 139L40 138V140L39 141H41ZM43 140H44V138H43ZM76 140V139H75ZM81 140V139H80ZM85 140V139H84ZM187 140H188V138H186L185 139V143L184 144H186V142H187ZM198 140V139H197ZM257 140V141H258ZM261 140H263V139H261ZM77 141V143L79 142V140L77 139L76 140ZM94 141H95V139H94ZM157 141H159L158 139H157ZM182 141V140H181ZM34 142V141H33ZM62 142V141H61ZM75 142V141H74ZM84 142V141H83ZM80 143L82 146H83V144L84 143ZM85 142H88V141H85ZM91 142V141H90ZM96 142V141H95ZM103 142V141H102ZM189 142V141H188ZM187 142V143H188ZM198 142V141H197ZM239 143L240 144V148H238L237 150H236V143ZM63 143H66V141L65 142H63ZM63 143L61 144V145H59V149H61L60 147L63 145ZM70 143H72V142H70ZM155 143H156V141H155ZM37 144V143H36ZM35 144V146H42V144L40 145V144H38V145H36ZM44 144V143H43ZM67 144V143H66ZM76 144V143H75ZM88 144V143H87ZM154 144V143H153ZM152 144V145H153ZM158 144V143H157ZM180 144V143H179ZM189 144V143H188ZM227 144H235L234 146L235 147H233L232 148V145H227ZM239 144H237V145H239ZM253 144V145H252ZM71 145L72 144H70V146L67 144V146H69V147H71ZM79 145V143L77 144V146ZM80 145V146H81ZM86 145V144H85ZM89 145H90V143H89ZM89 145H88V147H89ZM91 145H93V143H91ZM159 145V144H158ZM181 145V144H180ZM193 145V144H192ZM252 145V146H251ZM34 146V145H33ZM66 146V147H67ZM82 146H81V148H82ZM94 146V145H93ZM97 146V145H96ZM195 146V145H194ZM250 146V147H249ZM32 147V146H31ZM45 147V146H44ZM47 147V146H46ZM68 147V148H69ZM156 147H157V145H156ZM155 147V148H156ZM183 147V148H182ZM182 149H184V145H182ZM257 147V148H256ZM261 149H263L264 148V144H262L261 146H259ZM68 148H65L64 150H66V149H68ZM152 148H153V146H152ZM174 148V147H173ZM186 148H188V145H187V147ZM186 148L184 149V150H186ZM259 148V149H260ZM1 149V150H2ZM24 149V148H23ZM40 149V148H39ZM47 149V148H46ZM86 149V148H85ZM89 149V148H88ZM91 149V148H90ZM178 149V148H177ZM180 149V148H179ZM181 149V150H182ZM38 150V149H37ZM79 150H82V149H79ZM140 150V149H139ZM181 150H178V154L179 153H181L182 154V156H185V154L187 153L186 151V153L184 154ZM258 150V149H257ZM67 151H69V149L67 150ZM67 151H65V153H67ZM75 151H76V149H75ZM87 151V150H86ZM85 151V152H86ZM153 151V150H152ZM151 151V152H152ZM171 151V150H170ZM170 151H169V153H170ZM175 151H176V147H175ZM174 151V152H175ZM180 151V152H179ZM24 152V153H23ZM61 152V151H60ZM73 152V151H72ZM78 152V151H77ZM83 152V151H82ZM90 152V151H89ZM256 152V151H255ZM63 154H64V152H62ZM75 153V152H74ZM73 153V154H74ZM257 153V152H256ZM27 154V153H26ZM25 154V155H26ZM54 154V153H53ZM62 154V155H63ZM76 154V153H75ZM184 154V155H183ZM264 154V153H263ZM33 155V154H32ZM59 155V154H58ZM61 155V154H60ZM68 155V154H67ZM81 155V154H80ZM85 155V154H84ZM87 155V154H86ZM180 155V154H179ZM186 155H189V154H186ZM189 155V156H190ZM43 156V155H42ZM41 156V158H43ZM181 156V155H180ZM52 157V156H51ZM83 157V156H82ZM87 157V156H86ZM256 157V158H255ZM262 157H264V156H262ZM13 158V159H12ZM32 158V157H31ZM148 158V157H147ZM153 158V157H152ZM43 159H45V158H43ZM50 159V158H49ZM61 159V158H60ZM149 159V158H148ZM179 159H181V158H179ZM59 160V159H58ZM42 161V160H41ZM50 162H52L51 161V159L49 160ZM54 161V160H53ZM68 161V160H67ZM72 161V160H71ZM79 161V160H78ZM64 162V161H63ZM73 162V161H72ZM144 162V161H143ZM211 162V163H210ZM256 162V161H255ZM254 162V163H255ZM54 163V162H53ZM52 163V164H53ZM58 163V162H57ZM177 163H179V162H177ZM7 164V165H6ZM56 164V163H55ZM214 164H215V162H214ZM253 164V163H252ZM162 165H166V164H162ZM223 165V164H222ZM254 165V164H253ZM8 166V167H9ZM50 166H51V164H50ZM147 166V165H146ZM145 166V167H146ZM184 165H181L180 167H181V169H182V171L183 170H185V172H186V174L188 175V180H189V174L191 173V172H189V173H187V171H186V169H184L186 166H184ZM206 167V169H205V167ZM210 168L209 170H208V167ZM214 166V165H213ZM216 166V165H215ZM215 166H214V169H215ZM218 166V165H217ZM224 166V167H225ZM251 166V165H250ZM249 166V167H250ZM258 166H259V164H258ZM257 166V167H258ZM21 167V168H22ZM179 167V168H180ZM223 166H221V168H222ZM247 167V166H246ZM142 168V167H141ZM177 168V167H176ZM220 168V169H221ZM226 168V167H225ZM233 168H235V167H233ZM238 168V167H237ZM248 168V167H247ZM143 169H145L144 167H143ZM194 169H193V171H194ZM201 169V168H200ZM218 169V168H217ZM244 169V168H243ZM249 169V168H248ZM255 169H256V167H255ZM27 170V169H26ZM173 170H175V169H173ZM187 170H190V168L188 169L187 168ZM203 170V171H204ZM216 170V169H215ZM221 170H223V169H221ZM230 170H232L231 168H228V169H226V170H223V172L225 173L226 171H228V172H226V174L228 173L229 174V172H230ZM234 170H238V169H234ZM251 170V169H250ZM264 170V169H263ZM37 171V170H36ZM213 171V174H214V172H216V171H214V170H212ZM220 171V170H219ZM255 170H253V172H254ZM184 172V171H183ZM185 172L184 173H182V172H180L181 174L180 175H184V176H187V175H185ZM202 172V171H201ZM201 172H200V177H198V178H196L197 180H194L193 182H196V181H198V179L200 180H202V179H204L208 174H207V172H206V175H205V173H204V175H205V177H204V175L202 176V174H201ZM217 172H218V170H217ZM217 172H216V174H217ZM232 172V171H231ZM230 172V173H231ZM235 172V171H234ZM239 172H240V170H239ZM242 172H243V170H242ZM21 173V172H20ZM199 173V172H198ZM224 173H222L223 175H224ZM151 174V173H150ZM197 174V173H196ZM195 174V175H196ZM212 173L210 172V175H211ZM221 174V175H222ZM233 174V173H232ZM231 174V175H232ZM240 173H237V171H236V174H234L235 175V177H236V175H239ZM198 175V174H197ZM221 175H220V173H219V176L221 177ZM228 175V176H230V177H234V175ZM241 175H243V173H241L240 174V176ZM245 175V174H244ZM246 175H247V173H246ZM253 174H251V176H252ZM184 176H182V178H184ZM193 176H194V174H193ZM217 176H218V174H217ZM249 176H250V174H249ZM175 177H177V176H175ZM178 177H180V179H181V176H178ZM197 177V176H196ZM201 177H203V178H201ZM209 176H207V178H208ZM216 176H214L213 178H215ZM229 177V178H230ZM245 177V176H244ZM244 177H243V180H244ZM257 177V176H256ZM124 178V177H123ZM127 178H129V177H126V179ZM207 178H205V179H207ZM210 178H211V176H210ZM209 178V180H211ZM224 178H227V177H224ZM224 178H221L222 180H223V182L224 181H226L227 183H228V180H226V179H224ZM221 179H220V181H221ZM237 179L239 180V179H242L241 177L240 178H238V176H237V178H236V180L235 179H233V180H235V181H237ZM255 179V178H254ZM257 179V178H256ZM158 180V179H157ZM182 180V179H181ZM184 180V179H183ZM182 180V181H183ZM200 180V181H201ZM209 180H207V181H209ZM230 180H232L231 178L229 179V181ZM232 180V181H233ZM247 180V179H246ZM128 181V180H127ZM145 181H146V179H145ZM170 181V180H169ZM168 180H167V185H169L170 184V188L171 189H173L172 188V183L174 182V180H171V183L169 182ZM178 181V180H177ZM176 181V182H177ZM199 181V182H200ZM205 181V180H204ZM201 182V183H199V184H197L196 183V185H198V186H200V185H202L203 186V184L205 185V182ZM249 181V180H248ZM186 182V181H185ZM223 182H220V186H222V183ZM226 182H224V183H226ZM237 182H239V181H237ZM237 182H235V184H237ZM255 182V181H254ZM190 183H192V181H190ZM203 183V184H202ZM208 183V182H207ZM206 183V184H207ZM217 182H214V183H212V185L213 184H216ZM231 183V182H230ZM248 183V182H247ZM262 183H264V182H262ZM3 184V183H2ZM1 184V185H2ZM179 184H181V183H179ZM229 184V183H228ZM232 184V183H231ZM240 184V183H239ZM155 185V184H154ZM208 186L210 185V187H211V184L209 183V184H207ZM230 185V184H229ZM238 185V184H237ZM181 186V185H180ZM193 186V185H192ZM208 186H206L207 188H208ZM218 186V185H217ZM228 186V185H227ZM231 186H233V184L231 185ZM162 187V186H161ZM196 187V186H195ZM194 187V188H195ZM204 187V186H203ZM219 187V186H218ZM239 188H240V186H238ZM244 187V186H243ZM167 188V187H166ZM198 188V187H197ZM245 188V187H244ZM262 188H264V186L262 187ZM170 189V190H171ZM205 189V188H204ZM219 189H221V188H218L217 189V191L215 192L214 190L215 189H211L212 191H210V189H207L206 191H205V193L204 194H207V195H209L208 193H209V191L211 192V193H219L220 192V190ZM249 189V188H248ZM158 190V189H157ZM197 190V189H196ZM202 190V189H201ZM230 190L231 189H229V191L227 190L226 191V193H228L227 195L229 196V192H230ZM235 190H236V187H235ZM235 190L233 191V193H231V194H233V196L235 195V194H239L240 196L242 195V194H244L245 195V193H248L246 190H244L243 189V191H245V193L242 191V189H241V192H235ZM153 191V190H152ZM178 191H180V190H178ZM177 191V194H179L180 192H178ZM182 191L183 190H181V193L180 194H182ZM190 191H192V190H190ZM189 192V191H188ZM194 192V191H193ZM197 192V191H196ZM186 193V192H185ZM223 194L224 192H220V194ZM163 194V193H162ZM170 194V193H169ZM172 194H173V192H172ZM171 194V196H173ZM183 194H184V192H183ZM193 194H196V193H192V195ZM200 194H202V191H201V193ZM221 194V196L223 197V195ZM185 195H188V194H185ZM191 195V194H190ZM191 195V196H192ZM239 195H237V196H239ZM244 195H242V196H244ZM246 195H249V193L248 194H246ZM245 195V196H246ZM170 196V197H171ZM189 196V195H188ZM198 196V195H197ZM204 196V195H203ZM202 196V200H204V198L205 197H203ZM210 197V199L211 198H213L214 199V197L213 196H211V195H209ZM220 196V195H219ZM218 196V197H219ZM220 196V197H221ZM232 195H231V197L232 198H234V197H236V195L233 197ZM239 196V197H240ZM241 196V197H242ZM245 196L243 197V198H245ZM262 196V195H261ZM260 196V197H261ZM152 197V196H151ZM174 197V196H173ZM176 197V196H175ZM190 197V196H189ZM193 197V196H192ZM207 197V199H208V196H206ZM215 197H217L216 196V194H215ZM221 197V198H222ZM226 196H224L223 198H225ZM231 197H228V199L229 198H231ZM238 197V198H239ZM247 197V196H246ZM169 198V197H168ZM178 198V197H177ZM199 198H201V196H199ZM237 198V197H236ZM249 198V197H248ZM156 199H157V197H156ZM246 199V198H245ZM151 200H152V198H151ZM184 200H186V198L184 199ZM202 200H201V202H202ZM206 200V199H205ZM218 201H222V200H219V199H217ZM231 200V199H230ZM241 200V202H243L242 201V199L240 198L239 199V201ZM249 200H251V199H249ZM169 201V200H168ZM180 201V200H179ZM189 202H185V203H183L182 205H180V206H182V207H184L185 206V208H180L179 209V205L178 206H176V207H178V210H176L175 211V213H173V211H172V213L174 214H172V216L170 217V218H163L164 216H165V213H164V216H161V214L159 215L160 217H158V214H156L157 216H155L156 218L154 219V221H152L151 220V224H150V228H151V230L153 229L155 232L153 233L155 236L153 237V238H156L155 240L156 241H152V240H149V241H146V242H148V244H149V247L151 248H154V247H157L156 249H151L152 251L153 250H155V252H157V251H159L160 250V252H158L159 254H157L156 253V255H159V257L161 256V257H163L162 259L163 260H165V261H163V260H161V258L159 259L160 261H163V263H161V264H240V262H242L243 260H241V258H240V256L242 255V254H238L237 252H235L234 254H227L228 252H224V249H228L229 248V246H228V248H222V247H220V249H216V248H218V246H216V245H225V241H226V236H227V238H228V236H231V235H227L228 234V232L226 233V230L228 229V227L229 226H231L232 224H234V223H232L233 222V220H234V216L235 215H233V213H237V209H235V211H233V210H231L230 209V211H229V208L230 207H232L233 208V204H231L230 205V207L229 206H225V204L226 203H223L224 201H226V200H224V201H222V203H223V205H224V207H229L228 208V211H225V209H223L224 207H223V205L222 204H220L219 202H218V204L216 205V204H214V207H211L210 206V208H207L206 210H203V211H200L199 210V208H198V206L195 204V201H199V199L198 200H195V201H193V203H194V206L193 205H190L189 203H191L190 202V200H188ZM209 201V200H208ZM232 201V200H231ZM153 202V201H152ZM155 202V201H154ZM158 202V200L155 202V203H157ZM165 202V201H164ZM170 202V201H169ZM173 202V201H172ZM171 202V203H172ZM174 202H176V201H174ZM182 202V201H181ZM181 202H179V203H181ZM213 202H214V200H213ZM229 202V201H228ZM232 202H235L234 201V199H233V201ZM231 202V203H232ZM236 202H237V200H236ZM236 202H235V204H236ZM155 203H153L154 205H155ZM161 203V202H160ZM186 203H188V204H186ZM197 203V202H196ZM211 203H212V201H211ZM230 203V202H229ZM228 203V204H229ZM262 203V202H261ZM153 204H151V206H152V208H153ZM185 204V205H184ZM197 204H203V202L202 203H197ZM209 204V203H208ZM239 204V203H238ZM236 204V206H234V207H237L238 206V208L240 207L239 205H241V204ZM168 205V204H167ZM167 205H165V206H167ZM187 205H190V206H192V207H194V208H196V206H197V208H198V210H196V211H194L193 209H192V211H191V207L190 208H186L187 207ZM206 205V206H205ZM205 205L203 204V206H205V207H207V206H209V205H207L206 203H205ZM222 205V206H221ZM257 205V204H256ZM260 205H262V204H260ZM264 205V204H263ZM262 205V206H263ZM171 206V205H170ZM169 206V207H170ZM202 206V207H203ZM212 206H213V204H212ZM218 206V207H217ZM252 206H255V205H252ZM251 206V207H252ZM258 206V205H257ZM150 207V206H149ZM162 207H164V206H160L159 207V209L160 208H162ZM168 207V208H169ZM175 207V206H174ZM250 207V206H249ZM256 207V206H255ZM254 207V208H255ZM259 207V206H258ZM152 208L150 207V209L152 210ZM167 208V207H166ZM149 209V208H148ZM171 209H173V208H171ZM170 209V210H171ZM175 209V208H174ZM177 209V208H176ZM200 209H201V207H200ZM246 209V208H245ZM251 209H253V208H251ZM257 209H259V208H257ZM146 210V209H145ZM150 210V211H151ZM155 210V209H154ZM157 210V209H156ZM247 210V209H246ZM261 210V209H260ZM153 211V210H152ZM159 211V210H158ZM240 211H242V210H240ZM264 211V210H263ZM147 212V211H146ZM154 213V212H153ZM168 213H170V212H168ZM148 214V213H147ZM167 214V213H166ZM257 214V213H256ZM151 215V214H150ZM170 215H171V213H170ZM246 216H248V215H246ZM245 216V217H246ZM255 216V215H254ZM260 216H263L262 214L260 215ZM151 218H154V217H152V216H150ZM147 218H148V216H147ZM151 218H149V219H151ZM189 218L190 219H194V220H198L199 221V223L201 222V223H203L204 225H202L201 224V228H202V226H203V229L201 230V229H199L198 230V227L199 226H194V224L196 223V222H198V221H196V222H193V223H191L192 221L191 220H189ZM239 218V217H238ZM257 218V217H256ZM255 218V219H256ZM245 220V219H244ZM258 220V219H257ZM256 220V221H257ZM147 221V220H146ZM145 221V222H146ZM126 223V222H125ZM124 223V224H125ZM161 223V225L164 227V226H167V224H168V226L170 225L171 226V229L172 228H174V230H173V232H172V230H168V231H170V232H168V234H164V233H160L159 231L161 230L160 229V227L158 228L157 227V229H156V225L157 224H160ZM228 223H232V224H228ZM166 224V225H165ZM198 223H196V225H197ZM227 224V225H226ZM262 224V223H261ZM148 225V223H145L144 224V226H147ZM238 224H236V226H237ZM244 225V224H243ZM242 225V226H243ZM249 225V224H248ZM253 225H254V223H253ZM143 226V227H144ZM152 226V227H151ZM166 227V229H168L169 227ZM176 226H179V227H184V226H186V228L187 227H191L189 230H190V233H188V234H185V233H181L180 231L181 230H178V231H175L176 229ZM228 226V227H227ZM242 226H237V227H239L238 229H244V227H242ZM178 227V228H179ZM227 227V228H226ZM250 227V226H249ZM149 227L147 226V228H146V230L148 229ZM165 228V227H164ZM177 228V229H178ZM185 228V229H186ZM192 228H194V229H192ZM232 228H234V227H232ZM247 228V227H246ZM252 228H253V226H252ZM160 229V230H159ZM166 229L164 230L163 228H162V231L164 230L165 231V233H166ZM170 229V228H169ZM179 229H181V228H179ZM235 229H237V228H235ZM237 229V230H238ZM145 230V231H146ZM149 230V229H148ZM148 230H147V232H148ZM223 230H224V234L222 233L223 232ZM228 230H231V233L232 232H235L234 230L232 231V229L230 228V229H228ZM227 230V231H228ZM260 230V229H259ZM156 231H158L157 233L158 234H164V235H162L161 237H159L160 235H156L155 233H156ZM161 231V232H162ZM183 231V230H182ZM240 231V230H239ZM242 231V230H241ZM249 231V230H248ZM147 232H146V234H147ZM238 232V231H237ZM236 233V232H235ZM239 233V232H238ZM259 233V232H258ZM223 234V235H222ZM225 234H226V236H225ZM246 234H247V232H246ZM257 234V233H256ZM142 235V234H141ZM149 234H147V236H148ZM248 235H250V234H248ZM254 235H255V233H254ZM252 235H250V236H248V237H251ZM151 237V238H152ZM146 238H148V237H146ZM145 238V239H146ZM151 238H149V239H151ZM152 238V239H153ZM242 238V237H241ZM240 238V240H242ZM231 239H232V237H231ZM252 239V242H254L253 241V238H251ZM251 239L249 238V239H247V240H249L250 242H251ZM259 239V238H258ZM140 240H142V242H141V244H142V247L144 246H146V244L144 243L145 242V240H144V238L143 239H140ZM144 240V241H143ZM262 240V239H261ZM234 241V240H233ZM233 241L231 242V243H233ZM138 242H140V241H137V243ZM229 242H230V240H229ZM260 242V241H259ZM136 243V244H137ZM145 245H144V244ZM139 244V243H138ZM140 244V245H141ZM147 244V245H148ZM262 244V243H261ZM243 245V244H242ZM247 245V244H246ZM250 245V244H249ZM249 245H247V246H249ZM264 245V244H263ZM129 246V245H128ZM230 246H232V244L230 245ZM234 246V245H233ZM137 247V246H136ZM142 247H140V248H142ZM147 248H148V246H146ZM161 247H164V251L163 250H161ZM227 247V246H226ZM242 247V246H241ZM244 247V246H243ZM252 247V246H251ZM166 248V249H165ZM222 248V249H221ZM133 249V248H132ZM132 249H130L131 251H132ZM146 249V248H145ZM157 249H159V250H157ZM230 249V248H229ZM240 249V248H239ZM137 250H138V248H137ZM139 250H141V249H139ZM143 250V249H142ZM250 250V249H249ZM150 251V250H149ZM149 251H147V252H149ZM152 251H150V253L152 252ZM229 251V250H228ZM252 251V250H251ZM142 252H144V250L142 251ZM146 252V251H145ZM251 253V252H250ZM133 254V253H132ZM131 254V255H132ZM142 254V253H141ZM141 254H139V255H141ZM144 254V253H143ZM154 254V253H153ZM134 255V254H133ZM145 255H146V253H145ZM151 255V254H150ZM245 255V254H244ZM129 256V255H128ZM144 256V255H143ZM154 256V255H153ZM248 256H249V254L246 256V258H247V261L246 262H249L248 261ZM138 257V256H137ZM157 257V256H156ZM251 257V256H250ZM155 258V257H154ZM245 258V259H246ZM109 259V258H108ZM147 259H148V257H147ZM168 259V260H167ZM245 259H244V261H245ZM251 259V258H250ZM136 260V259H135ZM150 260H152V259H149V260H145V261H141L142 263H144L145 264V262L146 261H148V263H149V261ZM159 260H158V257H157V260H155L154 262H156V261H158L159 262ZM147 263V262H146ZM251 263V262H250ZM138 264H140V263H138ZM152 264H153V262H152ZM154 264H157V262L156 263H154ZM159 264V263H158ZM253 264V263H252Z\"/></svg>",
	"mask_w": 264,
	"mask_h": 264
}]
</instances>
